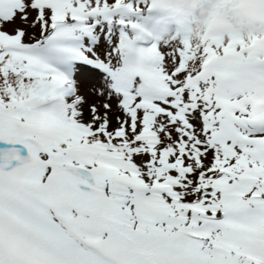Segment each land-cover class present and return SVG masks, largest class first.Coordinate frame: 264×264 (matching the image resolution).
Masks as SVG:
<instances>
[{"label":"snow or ice","instance_id":"obj_1","mask_svg":"<svg viewBox=\"0 0 264 264\" xmlns=\"http://www.w3.org/2000/svg\"><path fill=\"white\" fill-rule=\"evenodd\" d=\"M0 264H264V0H0Z\"/></svg>","mask_w":264,"mask_h":264}]
</instances>
